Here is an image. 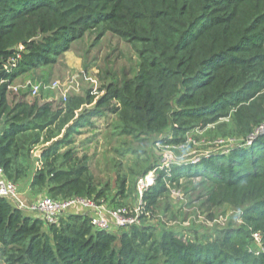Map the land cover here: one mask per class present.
Listing matches in <instances>:
<instances>
[{
	"label": "trees",
	"instance_id": "16d2710c",
	"mask_svg": "<svg viewBox=\"0 0 264 264\" xmlns=\"http://www.w3.org/2000/svg\"><path fill=\"white\" fill-rule=\"evenodd\" d=\"M96 30L139 47L134 79L107 86L96 101L88 94L65 107L37 100L10 104L9 87L18 77L51 66ZM113 100L118 107H110ZM95 102L94 110L78 115ZM103 109L119 117L125 132L160 134L164 145L184 142L178 134L233 109L249 143L175 167L171 177L160 171L143 201L152 214L171 183L201 177L209 199L239 209L242 224L206 242L172 230L157 236L144 224L106 232L85 215H64L48 225L0 198L6 264H264V129L254 133L264 127V0H0V167L6 176L17 183L18 159L48 143L32 186L47 188L57 200L99 203L106 192L84 159L61 150ZM168 130L177 135L170 138ZM255 233L262 236L258 254Z\"/></svg>",
	"mask_w": 264,
	"mask_h": 264
},
{
	"label": "rangeland",
	"instance_id": "374dc122",
	"mask_svg": "<svg viewBox=\"0 0 264 264\" xmlns=\"http://www.w3.org/2000/svg\"><path fill=\"white\" fill-rule=\"evenodd\" d=\"M138 48L111 33L103 36L100 30L87 33L83 40L63 50L51 66L40 67L18 77L9 89V102L14 106L20 101L32 103L37 100L40 104L49 102L65 107L69 99L86 98L88 94L96 101L104 95L107 86H123L137 76L141 66ZM54 82L59 83V89L50 88ZM32 85H41L37 96L31 94ZM64 94L67 101H64ZM95 107L96 102L84 105L78 115L89 113ZM110 107H118L117 101H111ZM233 113L232 109L214 122L198 121L189 130L178 134L177 137L185 139L184 142L164 145L161 143L163 135L125 132L119 117L103 109L100 114L90 116L89 123L81 127L61 151H70L76 159H84L96 186L106 192V197L99 203L115 209H133L140 199L138 182L160 165H165L166 155L171 157L168 162L171 177L175 167L191 161L198 163L213 153H226L232 147L248 144V138L237 126ZM254 133H261V127ZM166 135L171 138L177 134L168 130ZM49 145L44 142L34 145L32 151L18 159L13 172L26 205L52 197L47 188L32 186L34 175L42 166L41 151ZM203 181L201 177H185L171 183L169 192L161 199L155 212L145 217L142 223L154 227L157 236L163 230H172L200 242L215 239L226 229L239 227L242 224L239 219L241 211L228 204L219 205L211 201L208 183ZM77 212L84 215L80 206H75L65 215ZM253 248L259 249L256 245ZM0 264H6L1 256Z\"/></svg>",
	"mask_w": 264,
	"mask_h": 264
},
{
	"label": "built area",
	"instance_id": "2783aa9c",
	"mask_svg": "<svg viewBox=\"0 0 264 264\" xmlns=\"http://www.w3.org/2000/svg\"><path fill=\"white\" fill-rule=\"evenodd\" d=\"M20 50L22 51V48H20ZM19 58L20 55H18L17 58H13L10 62L16 63ZM50 88L56 90L60 88V85L58 82H54ZM40 91L41 85L31 86V94L33 96H37ZM63 97L64 101H67V95L64 94ZM263 129L264 127L261 128V131H263ZM165 160L167 161L165 165H160L157 169L151 171L138 182L137 187L140 199L137 206L133 209H115L102 203H97L93 199L78 197H73L67 200H57L52 197H44L26 205L21 198L18 183L6 176L3 167H0V198L7 199L19 210L41 218L48 225L57 224L66 212L73 209L75 206H80L84 210V215L90 219L94 228L106 232H117L121 229L140 226L143 224L142 222L144 218L150 216V214L145 211L143 195L149 187L155 184L159 171H165L169 175L171 165H169L168 162H170L171 157L166 155ZM253 239L254 245L259 248L256 250L258 254V252L263 249L262 236L260 233H255Z\"/></svg>",
	"mask_w": 264,
	"mask_h": 264
},
{
	"label": "crops",
	"instance_id": "0c3cea01",
	"mask_svg": "<svg viewBox=\"0 0 264 264\" xmlns=\"http://www.w3.org/2000/svg\"><path fill=\"white\" fill-rule=\"evenodd\" d=\"M75 211H77V210H75ZM76 215H82V212H77Z\"/></svg>",
	"mask_w": 264,
	"mask_h": 264
}]
</instances>
